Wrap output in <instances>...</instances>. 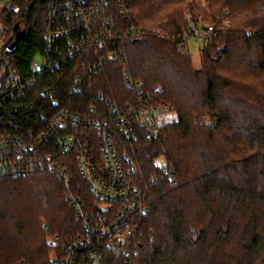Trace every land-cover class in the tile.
I'll return each mask as SVG.
<instances>
[{
    "label": "trees",
    "instance_id": "1",
    "mask_svg": "<svg viewBox=\"0 0 264 264\" xmlns=\"http://www.w3.org/2000/svg\"><path fill=\"white\" fill-rule=\"evenodd\" d=\"M45 2L33 1L10 18L9 36L17 24H27L11 54L12 65L25 73L32 59L48 54ZM202 2L130 0L137 25L152 32L164 24L167 40L151 33L124 42L125 54L116 44L117 60L106 57L102 64L104 50L59 57L58 69L26 89V112L19 106L12 115L0 114L2 134L33 131L30 142L36 146L43 121L64 112L58 134L76 133L82 144L88 140L95 159L99 130L110 129L149 207L137 219L132 264H264V0ZM186 14L217 31L199 50V69L178 39ZM115 19L122 24L116 13ZM125 65L131 87L122 75ZM77 78L81 83L72 93ZM144 104H161L176 114L158 139L146 136L132 110ZM119 116L136 128V139L120 134ZM46 140L52 161L60 160L67 171L68 185L51 169L0 179V264H46L52 250L80 234L68 192L88 207L96 201L76 173L78 150L61 154ZM155 155L173 168L171 180L157 174Z\"/></svg>",
    "mask_w": 264,
    "mask_h": 264
},
{
    "label": "built area",
    "instance_id": "2",
    "mask_svg": "<svg viewBox=\"0 0 264 264\" xmlns=\"http://www.w3.org/2000/svg\"><path fill=\"white\" fill-rule=\"evenodd\" d=\"M33 1L36 0H0V114L7 112L12 115L19 108L26 112L30 105L26 102V89L38 82L45 73L58 69L59 57H87L91 51L97 55L104 50L102 59L98 58L101 64L106 57L116 61V44L121 52V44L140 40L145 34L143 28L132 18L130 0H46L48 10L43 19L48 54L32 59L29 71L25 73L12 65L11 54L15 46L9 48L11 41L7 45L6 42L12 39L8 31L10 18L19 15L24 8L28 10ZM115 13L122 24L115 19ZM17 25L22 32L28 31L25 22ZM182 32L185 33L179 40L186 44L188 40L197 44L205 43L217 33L214 26L195 23L189 17L187 27ZM52 53L55 55L52 56ZM126 67L125 65L122 75L127 86L131 87L133 83H130ZM80 83L77 78L70 92L78 90ZM49 90L52 91L53 87ZM54 92L53 90L52 95ZM57 104V100L52 99L51 105ZM9 105H12L11 108ZM132 110L150 139L161 137L167 123L176 120L174 114L175 120L168 119L172 114L167 113L171 111L163 105L144 104ZM113 112L117 111L113 109ZM37 116L39 115L36 114L35 117ZM66 118L67 114L60 112L48 121H43L44 125L35 132L38 133L36 146L30 142L33 131L18 129L17 134L0 132V179L18 178L33 174L34 171L51 169L68 185L66 169L62 168L60 160L52 161V154L47 151L48 140L46 143L43 141L50 137L54 150L61 154L77 149L74 160L76 173L85 190L96 201L88 207L80 197L68 192L73 219L80 226V234L65 243L60 250H52L46 264H132L131 256L138 250L134 244L137 219L149 214L143 192L132 179L135 169L126 154H118L110 129L104 127L99 130V159L94 158L95 152L88 140L82 144L76 133L60 136L58 133L64 127L63 119ZM118 121L120 134L131 141L137 138L136 128L129 120L119 116ZM9 124L14 127V123ZM18 134V137L12 136ZM155 169L160 176L172 179L173 168L166 162L156 163ZM152 181L155 183L157 179ZM57 243L56 238L49 240L51 246H56Z\"/></svg>",
    "mask_w": 264,
    "mask_h": 264
},
{
    "label": "rangeland",
    "instance_id": "3",
    "mask_svg": "<svg viewBox=\"0 0 264 264\" xmlns=\"http://www.w3.org/2000/svg\"><path fill=\"white\" fill-rule=\"evenodd\" d=\"M201 3H203L202 2V0H201ZM187 17H189V20L191 21V19H193L191 16H189L188 14H186L185 16H184V18L186 19V22H187ZM193 21V20H192ZM194 22V21H193ZM202 22V21H201ZM224 24V23H223ZM205 25H212V24H209V23H206ZM163 26H164V24H162V25H158V28L156 29V30H154V31H150L149 29H146L145 27L142 29L144 32H145V34H144V36L141 38V39H144V37H148L149 35H151V33H153V35L155 36V37H157V38H160L161 40H167L168 39V36L167 35H165L162 31H161V29L163 28ZM213 26V25H212ZM224 26H225V28H228V24L227 23H225L224 24ZM224 29V28H223ZM184 31V30H183ZM185 33V32H184ZM184 33H181V34H179V36H178V39H179V37L181 36V35H183ZM132 41H135V40H132ZM180 41V43H181V46H183V47H185V48H187L188 50H189V52H190V58H191V61H192V65H193V67L195 68V69H199L200 68V66H201V60H200V57H199V50H200V48H201V46L204 44V42H202V44H197V43H195L194 41H190V40H188L187 41V44L186 43H183L181 40H179ZM125 46V45H124ZM123 46V47H124ZM124 50V49H123ZM152 105V104H151ZM161 105V104H160ZM160 105H158V104H154V106H160ZM164 107H166V106H164ZM168 108V107H167ZM169 109V108H168ZM170 110V109H169ZM171 111V110H170ZM167 114H172L168 119H170V120H175V118H174V115L176 116V114L173 112V111H171V112H168ZM174 114V115H173ZM172 123H174V122H168L167 124H172ZM164 131V128H163V130H162V132ZM161 132V133H162ZM163 134V133H162ZM161 134V135H162ZM154 162H155V164L157 163V164H160V163H162V162H166V160L163 158V157H157V155H155V160H154ZM167 164H168V162H166ZM52 237H50L49 238V240L51 239ZM49 240H48V243H49ZM50 258V257H49Z\"/></svg>",
    "mask_w": 264,
    "mask_h": 264
},
{
    "label": "water",
    "instance_id": "4",
    "mask_svg": "<svg viewBox=\"0 0 264 264\" xmlns=\"http://www.w3.org/2000/svg\"><path fill=\"white\" fill-rule=\"evenodd\" d=\"M23 33L21 31V28L16 25L15 28L13 29V34H12V39H10L9 41L6 42V45L11 41V45L9 46V48H13L15 46V43L19 40H21V38Z\"/></svg>",
    "mask_w": 264,
    "mask_h": 264
},
{
    "label": "bare ground",
    "instance_id": "5",
    "mask_svg": "<svg viewBox=\"0 0 264 264\" xmlns=\"http://www.w3.org/2000/svg\"><path fill=\"white\" fill-rule=\"evenodd\" d=\"M22 119V118H21ZM75 130V129H74ZM98 132V131H97ZM98 138V137H97Z\"/></svg>",
    "mask_w": 264,
    "mask_h": 264
}]
</instances>
